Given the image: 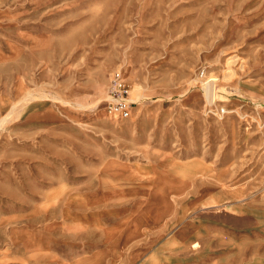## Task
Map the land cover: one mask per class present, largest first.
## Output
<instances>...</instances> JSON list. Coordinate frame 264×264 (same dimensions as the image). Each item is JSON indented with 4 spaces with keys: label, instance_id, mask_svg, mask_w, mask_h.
Segmentation results:
<instances>
[{
    "label": "rangeland",
    "instance_id": "374dc122",
    "mask_svg": "<svg viewBox=\"0 0 264 264\" xmlns=\"http://www.w3.org/2000/svg\"><path fill=\"white\" fill-rule=\"evenodd\" d=\"M0 264H264V0H0Z\"/></svg>",
    "mask_w": 264,
    "mask_h": 264
},
{
    "label": "bare ground",
    "instance_id": "6f19581e",
    "mask_svg": "<svg viewBox=\"0 0 264 264\" xmlns=\"http://www.w3.org/2000/svg\"><path fill=\"white\" fill-rule=\"evenodd\" d=\"M204 80H206V79L204 78ZM216 83H217V78H212V79L206 81L205 83H203L204 93H205L204 96H205V98H206V100L208 101L209 104H212L214 102V99H215V97L217 95ZM112 169L121 170V168L119 166L118 167L110 166L109 170L111 171ZM165 176L166 175H164L163 173H159L158 172L157 173V177H156V179H157V185H156L157 196L160 197V200L162 201V200L166 199L168 196L173 195V194L176 195V196H181L184 193V191H185V189L187 187L186 183L184 181H181L180 183H175V182H172L171 180H169L168 178H166ZM195 226H197V225H193L192 223L191 224L190 223L186 224L184 229H182L184 237H186L188 232L193 230L195 228Z\"/></svg>",
    "mask_w": 264,
    "mask_h": 264
},
{
    "label": "built area",
    "instance_id": "2783aa9c",
    "mask_svg": "<svg viewBox=\"0 0 264 264\" xmlns=\"http://www.w3.org/2000/svg\"><path fill=\"white\" fill-rule=\"evenodd\" d=\"M115 87V92L118 96H121L123 99L124 95L127 94L128 91L126 90V85L124 84V81L120 79V77L116 78ZM109 113L114 118H128L130 116V110L127 104L123 102L111 105L109 107Z\"/></svg>",
    "mask_w": 264,
    "mask_h": 264
},
{
    "label": "crops",
    "instance_id": "0c3cea01",
    "mask_svg": "<svg viewBox=\"0 0 264 264\" xmlns=\"http://www.w3.org/2000/svg\"><path fill=\"white\" fill-rule=\"evenodd\" d=\"M120 167L121 170L119 169H112L114 170L113 173L116 174V175H120L121 173H123L127 168L128 166H124L123 164H120L119 162L117 163H113L112 167ZM178 196L176 195H170L168 196L166 199L162 200L164 203L162 205L164 206H176V198Z\"/></svg>",
    "mask_w": 264,
    "mask_h": 264
}]
</instances>
